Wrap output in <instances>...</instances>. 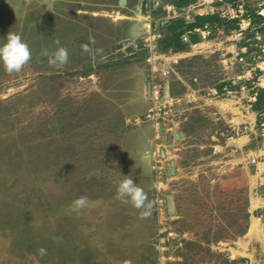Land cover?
<instances>
[{"label": "rangeland", "instance_id": "374dc122", "mask_svg": "<svg viewBox=\"0 0 264 264\" xmlns=\"http://www.w3.org/2000/svg\"><path fill=\"white\" fill-rule=\"evenodd\" d=\"M9 32L31 60L0 62V264H264V0H0Z\"/></svg>", "mask_w": 264, "mask_h": 264}, {"label": "clouds", "instance_id": "9594fccd", "mask_svg": "<svg viewBox=\"0 0 264 264\" xmlns=\"http://www.w3.org/2000/svg\"><path fill=\"white\" fill-rule=\"evenodd\" d=\"M134 34L135 30H134ZM90 42L95 43L94 39L90 37ZM57 45L60 41H55ZM83 52L90 53L91 48L88 44L81 45ZM42 56L49 57V64L57 69H63L69 60L68 50L65 47H58L54 52H50L47 48L41 51ZM31 60V50L27 43L23 42L21 35L9 32L6 38V43L0 46V62L4 66V70L9 75L13 73H20L23 68ZM116 199L124 204L131 203L136 209H143L140 212V218L146 219L152 215L154 201H148V196L139 187L131 176L125 178L119 183L117 187ZM89 200L87 196H80L75 199L69 206L71 212L79 213L82 209L87 207ZM38 254L43 257L47 254L46 249H38Z\"/></svg>", "mask_w": 264, "mask_h": 264}, {"label": "bare ground", "instance_id": "6f19581e", "mask_svg": "<svg viewBox=\"0 0 264 264\" xmlns=\"http://www.w3.org/2000/svg\"><path fill=\"white\" fill-rule=\"evenodd\" d=\"M146 26H147V28L150 27L149 24H146ZM259 201L260 200L256 201V203L258 204ZM261 201H264V200L262 199ZM256 207H258V206H256ZM249 234L252 235V236H256L259 239H261V240L264 241V229L262 228V224L260 223V220L259 219H255L254 220L253 224L251 225L250 233Z\"/></svg>", "mask_w": 264, "mask_h": 264}, {"label": "water", "instance_id": "95a60500", "mask_svg": "<svg viewBox=\"0 0 264 264\" xmlns=\"http://www.w3.org/2000/svg\"><path fill=\"white\" fill-rule=\"evenodd\" d=\"M224 1L229 3V2H232V1H234V0H224Z\"/></svg>", "mask_w": 264, "mask_h": 264}]
</instances>
